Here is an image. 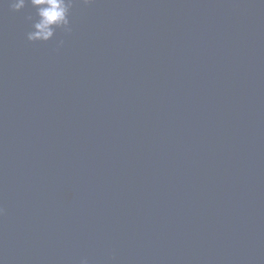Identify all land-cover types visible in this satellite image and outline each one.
Listing matches in <instances>:
<instances>
[{
    "label": "water",
    "instance_id": "water-1",
    "mask_svg": "<svg viewBox=\"0 0 264 264\" xmlns=\"http://www.w3.org/2000/svg\"><path fill=\"white\" fill-rule=\"evenodd\" d=\"M28 15L0 0V264H264V0Z\"/></svg>",
    "mask_w": 264,
    "mask_h": 264
},
{
    "label": "clouds",
    "instance_id": "clouds-1",
    "mask_svg": "<svg viewBox=\"0 0 264 264\" xmlns=\"http://www.w3.org/2000/svg\"><path fill=\"white\" fill-rule=\"evenodd\" d=\"M95 0H9V6L13 11L19 12L26 4L35 9V15L25 17L31 25V31L27 33V40L30 42H48L61 30L66 36L72 32L70 13L71 9L81 4L91 5ZM63 38L56 41L57 49L64 46ZM4 214L3 207H0V216ZM80 264H88L87 258H81Z\"/></svg>",
    "mask_w": 264,
    "mask_h": 264
}]
</instances>
